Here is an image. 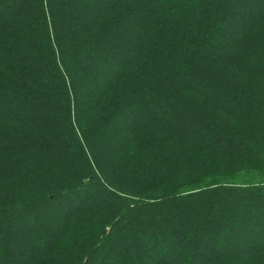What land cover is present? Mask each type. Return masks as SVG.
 <instances>
[{"label":"trees","instance_id":"obj_1","mask_svg":"<svg viewBox=\"0 0 264 264\" xmlns=\"http://www.w3.org/2000/svg\"><path fill=\"white\" fill-rule=\"evenodd\" d=\"M176 1L0 0V264H264V0Z\"/></svg>","mask_w":264,"mask_h":264},{"label":"rangeland","instance_id":"obj_2","mask_svg":"<svg viewBox=\"0 0 264 264\" xmlns=\"http://www.w3.org/2000/svg\"><path fill=\"white\" fill-rule=\"evenodd\" d=\"M176 3H178V4H180L181 3V1H176ZM254 10V9H253ZM253 10H251V13H248L247 14V17H246V22H248V20H250L251 18H253V15H251V14H253L252 12H253ZM247 24L245 25V26H241V28L243 27V29L242 30H244V28H247ZM239 29H240V27H239ZM242 30H240V31H238V33L239 34H243L244 32L242 31ZM238 34H235V33H232V35L230 36V35H226V42H227V44H228V46H226L225 48L226 49H231L232 47H233V45H234V39L235 38H238ZM231 39H233V40H231ZM223 45V44H222ZM164 110H166V109H164ZM167 111V110H166ZM157 112H158V115H163V113H165L164 111H163V113H162V111H160V109H158L157 110ZM99 155H100V157H101V153L99 152L98 153ZM247 174H249L248 176H244V177H242V178H240V179H235L234 177H231V176H228L227 178H225L224 180L223 179H221L222 177H219V180L218 181H212V182H209V183H215V182H219V181H221V182H225L226 181V183H228V184H238V183H240L241 181H248L249 179H254V180H260L261 179V176L258 174V173H255V171L254 172H246ZM223 175V174H222ZM195 178H193V180L192 181H195L194 180ZM182 181H188L189 179L186 177V178H183V179H181ZM210 180V178H208L207 180L205 179V180H202V181H204V182H201V183H199V185H202V184H204V185H206L207 183H208V181ZM235 182H237V183H235ZM188 185H186V187H187ZM150 202V201H149ZM63 206V208H65V209H70V208H73V206L74 205H71V204H65V205H62ZM62 206H61V208H62ZM4 217L5 216H0V218H1V220H4ZM56 221V220H55ZM50 223L52 224V223H54L53 221H50ZM5 226V225H4ZM27 233H30V230H28V231H26ZM32 233V232H31ZM31 236H32V234H31ZM254 237V235L253 234H249V242H250V244H252V243H254V242H256V240H255V238H253ZM31 243V242H30ZM30 243H28L29 244V247H30V249H32V247L33 246H37V244H39V239H35V242L32 244L31 243V245H30ZM222 247V246H221ZM220 246L218 247V248H221ZM160 251V253L163 255V253H164V251H162V250H159ZM21 253H20V250H16V251H14V252H12V254L11 255H13V257L15 258L16 257V260H17V263H20L23 259L21 258V255H20ZM31 253L30 252H28V253H26V254H24V257H26L27 258V256H29ZM25 258V259H26ZM179 264H182V263H179Z\"/></svg>","mask_w":264,"mask_h":264}]
</instances>
